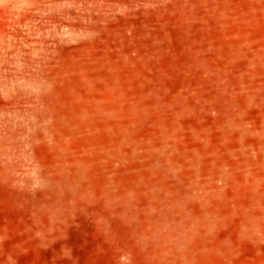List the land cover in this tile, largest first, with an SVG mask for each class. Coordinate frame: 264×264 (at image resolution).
Listing matches in <instances>:
<instances>
[{"label": "rangeland", "instance_id": "374dc122", "mask_svg": "<svg viewBox=\"0 0 264 264\" xmlns=\"http://www.w3.org/2000/svg\"><path fill=\"white\" fill-rule=\"evenodd\" d=\"M0 264H264V0H0Z\"/></svg>", "mask_w": 264, "mask_h": 264}]
</instances>
